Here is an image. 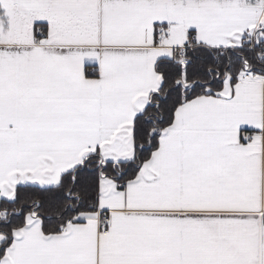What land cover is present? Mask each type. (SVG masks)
<instances>
[{"label": "snow or ice", "instance_id": "obj_1", "mask_svg": "<svg viewBox=\"0 0 264 264\" xmlns=\"http://www.w3.org/2000/svg\"><path fill=\"white\" fill-rule=\"evenodd\" d=\"M0 264H264V0H0Z\"/></svg>", "mask_w": 264, "mask_h": 264}]
</instances>
